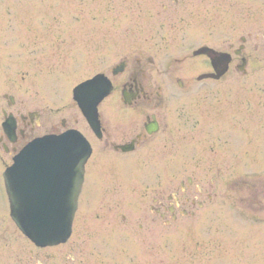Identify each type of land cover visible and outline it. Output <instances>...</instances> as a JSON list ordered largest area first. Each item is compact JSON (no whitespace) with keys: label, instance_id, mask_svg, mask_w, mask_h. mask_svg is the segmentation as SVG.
<instances>
[{"label":"rangeland","instance_id":"obj_1","mask_svg":"<svg viewBox=\"0 0 264 264\" xmlns=\"http://www.w3.org/2000/svg\"><path fill=\"white\" fill-rule=\"evenodd\" d=\"M202 45L232 55L219 80L196 82L211 70L191 54ZM123 58L161 93L159 133L126 155L98 148L85 167L103 170L86 176L55 247L17 230L0 176V264H264V0H0V135L3 112L39 114L22 144L73 117L72 88ZM10 154L0 144L4 164ZM187 178L202 192L183 191ZM175 196L173 220L163 207Z\"/></svg>","mask_w":264,"mask_h":264},{"label":"flooded vegetation","instance_id":"obj_2","mask_svg":"<svg viewBox=\"0 0 264 264\" xmlns=\"http://www.w3.org/2000/svg\"><path fill=\"white\" fill-rule=\"evenodd\" d=\"M143 76L144 75L142 74L139 66H136L131 71H126V73L112 76V93L116 94L117 97L109 101V103H107V101L110 97H107L98 105V118L100 125L97 131L94 132L89 129L79 110H77L73 117H61L58 122L54 124L50 123L49 127L46 129L47 131L42 134H56L73 127L77 128L84 133L90 141L92 148L90 157L98 151V148L99 150L102 149L105 151L107 156H121L134 152L136 149L144 146L146 143H149L157 134L156 132L150 133L147 128L156 127L158 130L161 128L160 111L163 106V99L159 96L158 92H153L151 85H148L146 78H143ZM117 77H119L118 80L114 79ZM127 111H133L134 113L140 115V117L131 118L129 117L130 114H128ZM8 114L3 112V116H7ZM14 117L16 119V126L15 130L12 131V135L6 136L4 133L0 135L1 153L8 154V151H11V156L24 145V143L22 144V140L27 136L25 130L26 126H28L31 130L36 128V118L38 119L39 115H36L35 113L34 116L30 115V117H28L19 114ZM72 124L73 127H71ZM22 127L25 129L23 130ZM58 127H65V129L61 130V132H55L54 130H57ZM28 134L30 135L31 133ZM2 136L5 137V140ZM96 144H100V147ZM95 170L96 171L93 173V170H88L85 167L84 183L87 175L93 174L98 176L103 169H101V165L100 167L98 165ZM180 185L183 191L190 190L193 191V193L194 191L197 193L202 192V188L200 187H197V189L193 187L192 189V180H190V182L188 179H186V182L181 181ZM93 186L95 185L93 184ZM89 190L85 191L86 196H92L95 194H89ZM82 191L83 189L78 196V201ZM191 194L192 193L188 194L185 202L190 200L191 205L201 207L202 202L197 201L195 197L193 198L192 196L191 199H188ZM206 197L208 198L210 196L207 195ZM153 201L158 203L156 197L153 198ZM178 205L179 199L174 197L173 203H170L165 208L163 207V209L168 211V213L173 217V215H175L176 206ZM152 209L162 215V217L164 216L161 211L162 204L158 203L157 206L155 208L152 207Z\"/></svg>","mask_w":264,"mask_h":264},{"label":"water","instance_id":"obj_3","mask_svg":"<svg viewBox=\"0 0 264 264\" xmlns=\"http://www.w3.org/2000/svg\"><path fill=\"white\" fill-rule=\"evenodd\" d=\"M242 46L235 51V54H239ZM193 55H206L210 58L214 72H206L197 76V80H202L206 78L218 79L221 75L227 72L229 62L231 61L230 54L226 52L215 51L208 46H201L193 51ZM245 65V59H242V64L238 65V69L243 71ZM124 67L123 64L120 65L119 70ZM102 75H97L95 79L100 81ZM89 82V81H88ZM85 82L83 84H86ZM99 92L102 89L108 87V84L101 82ZM82 85V84H81ZM74 90V98L78 101L79 107L84 111V114L89 121L95 120V110L97 102L105 95H98L96 100L86 101L85 97L81 94L77 95L80 86ZM4 129L9 128V133L13 130V124L8 123V121L3 124ZM155 128L148 129V131H154ZM78 140L76 135H66L62 137H45L41 139L34 140L29 143L26 148H24L19 154L14 158L13 166L9 167L5 172V186L8 193L10 202V215L16 225L20 230L37 246H46L52 244H58L64 242L70 234L71 221L73 218L74 210L76 208V196L79 191L80 185L83 180V164L86 157L78 162V157L75 158V150L69 160L74 161L76 166L74 168V177L72 178V188L75 191V195L70 199L69 207L71 211L63 210L61 212L62 227L56 230L46 228L42 225V218L48 209L54 208L59 205L61 199L64 184L59 182V185L54 184L53 181H46L42 186H47V189H37L38 183L35 180L29 179L30 171L38 170H48L49 163L54 162V156L52 154L58 153L55 147H63L69 145V140ZM78 142L76 146L81 147ZM82 148H78V154L82 152ZM68 152V151H67ZM36 162H41L39 164H34ZM48 163V165L46 164ZM18 169L21 173V179L15 180L13 176V171ZM44 182V181H43ZM50 182L51 186L50 187ZM16 186H19L18 189ZM57 188V189H55Z\"/></svg>","mask_w":264,"mask_h":264},{"label":"snow or ice","instance_id":"obj_4","mask_svg":"<svg viewBox=\"0 0 264 264\" xmlns=\"http://www.w3.org/2000/svg\"><path fill=\"white\" fill-rule=\"evenodd\" d=\"M100 85L97 83V81L92 80L89 81L86 84H82L79 88V92L87 97L89 93L93 90H99ZM71 165L69 166V172H68V179L64 186L63 193L61 196V199L59 201V205H56L54 208L48 209L45 213V215L42 218V225L46 228L56 230L62 227V219H61V212L63 210L71 211V208L69 207L70 199L74 197L75 191L72 188V182H71Z\"/></svg>","mask_w":264,"mask_h":264}]
</instances>
